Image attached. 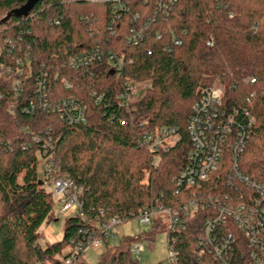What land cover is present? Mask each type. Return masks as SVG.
<instances>
[{"label": "trees", "instance_id": "16d2710c", "mask_svg": "<svg viewBox=\"0 0 264 264\" xmlns=\"http://www.w3.org/2000/svg\"><path fill=\"white\" fill-rule=\"evenodd\" d=\"M27 1L0 0V22ZM154 2L39 0L29 15L0 23L2 57L22 59L27 52L24 67L32 74L16 101L15 116L9 104L15 101L12 84L18 72L0 76V264H65L69 258L71 264H92L74 251L82 229L113 216L135 218L157 202L177 205L173 178L182 171L191 146L187 123L194 102L214 81L224 87L229 108L248 106L254 114L239 166L264 183V0H176L168 12L156 14ZM134 27L144 30L143 39L127 44ZM95 49L105 56L85 68L68 64L70 56ZM109 54L123 59L120 69ZM39 72L46 73L53 97H74L87 105L86 123L71 124L41 110L23 111ZM124 80L149 87L122 106L118 95ZM65 81L73 88L66 89ZM94 92L103 95L101 103L95 102ZM166 126L176 128L179 142L155 161L139 140L143 133ZM47 149L83 188L85 219L71 215L63 222V238L42 246L40 227L57 220L53 190L39 171ZM202 221L198 214L185 231L173 232L156 217L151 233L123 235L115 245L106 238L96 264H141L132 246L136 241L152 243L158 231H166L168 249L173 241L182 264H217L195 254Z\"/></svg>", "mask_w": 264, "mask_h": 264}, {"label": "built area", "instance_id": "2783aa9c", "mask_svg": "<svg viewBox=\"0 0 264 264\" xmlns=\"http://www.w3.org/2000/svg\"><path fill=\"white\" fill-rule=\"evenodd\" d=\"M154 1L156 14L168 12L176 0ZM120 6L124 7L123 4ZM143 34L142 28H132L127 44H139ZM7 41L12 44L10 40ZM174 42L181 43L178 39ZM2 55L0 49V76L16 72L19 75L12 84L15 101L9 104V112L15 116L19 108L16 101L23 96L27 80L32 77L24 67L23 60L27 58L28 53L26 52L22 59L14 56L4 59ZM103 56L105 54L98 49L92 52L80 51L70 56L67 61L72 68L79 69L100 60ZM108 59L115 62L118 69L121 68L122 58L117 60L113 54H109ZM34 81L33 98L22 106L23 111L32 114L39 110L54 113L71 124L88 121V107L85 103L74 97H53L46 84V73L39 72L34 76ZM250 81L256 82L255 78H250ZM140 84L143 83H131L128 80L122 82V90L118 95L122 106L134 101L141 88ZM64 87L72 89L73 84L65 81ZM92 95L95 102L101 103L102 94L97 95L94 92ZM253 96L254 92L250 93L248 104ZM187 126L191 146L182 171L173 178L176 192L179 193L178 204L166 207L157 202L142 208L135 218L142 224L161 217L167 220L165 222L170 231L183 232L187 229L191 217L202 214L203 227L195 250L199 259L209 256L217 264H264V183L251 179L239 166L255 126L252 110L248 106L229 108L224 87L214 81L202 90L194 102L193 114ZM139 141L146 150L154 153L155 161L162 152H167L179 142L176 128L167 126L143 133ZM45 142L49 149L53 150L51 141L48 139ZM53 155L48 154L47 149L45 154L40 156L39 171L43 179L48 181L47 183L50 182L48 185L53 190L55 202L60 205L59 216L65 220L77 214L85 219L81 202L83 188L62 171ZM193 187H197V191L192 190ZM100 212L103 213V210ZM131 219L133 218L113 216L99 221L96 227L82 229L81 235L74 243V251L86 255L92 250L99 257L106 248L105 239L122 237L123 235L118 236L117 228ZM144 243L145 241H136L132 246V253L138 261H141V255L145 251ZM169 251L171 264H182L178 260L173 241ZM71 261L69 258L65 264H71Z\"/></svg>", "mask_w": 264, "mask_h": 264}, {"label": "rangeland", "instance_id": "374dc122", "mask_svg": "<svg viewBox=\"0 0 264 264\" xmlns=\"http://www.w3.org/2000/svg\"><path fill=\"white\" fill-rule=\"evenodd\" d=\"M148 83L140 84V89L135 99L141 96L146 89L149 87ZM147 176V175H146ZM55 210H59V203H56ZM61 221V219H60ZM167 221V220H165ZM154 219H151L149 223H140L137 218H133L128 223L120 225L118 229V236L128 235V234H141L142 232L151 233L153 231ZM118 239V238H117ZM117 239L111 240V244L115 245ZM40 244L42 246L44 243V236L40 237ZM145 251L141 255V264H171L170 257L171 253L168 249L167 233L166 231H158L153 238V242L144 243ZM97 258V256H96ZM92 261V260H91Z\"/></svg>", "mask_w": 264, "mask_h": 264}, {"label": "crops", "instance_id": "0c3cea01", "mask_svg": "<svg viewBox=\"0 0 264 264\" xmlns=\"http://www.w3.org/2000/svg\"><path fill=\"white\" fill-rule=\"evenodd\" d=\"M55 212L57 215V220L53 222L45 221L39 229L40 237L44 236L45 244L56 243L59 240H61L64 236V231H63L64 220L62 219V217L59 216L58 211L55 210ZM85 259H87L92 264H96L99 258L98 257L96 258V254L94 253V251L91 250L87 252V254L85 255Z\"/></svg>", "mask_w": 264, "mask_h": 264}, {"label": "water", "instance_id": "95a60500", "mask_svg": "<svg viewBox=\"0 0 264 264\" xmlns=\"http://www.w3.org/2000/svg\"><path fill=\"white\" fill-rule=\"evenodd\" d=\"M39 0H28L25 4L21 5L19 8L9 11L0 23H6L12 16H27L33 10L35 3Z\"/></svg>", "mask_w": 264, "mask_h": 264}]
</instances>
